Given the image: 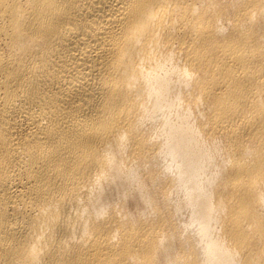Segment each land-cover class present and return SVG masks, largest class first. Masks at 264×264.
<instances>
[{
    "label": "bare ground",
    "instance_id": "1",
    "mask_svg": "<svg viewBox=\"0 0 264 264\" xmlns=\"http://www.w3.org/2000/svg\"><path fill=\"white\" fill-rule=\"evenodd\" d=\"M0 264H264V0H0Z\"/></svg>",
    "mask_w": 264,
    "mask_h": 264
}]
</instances>
